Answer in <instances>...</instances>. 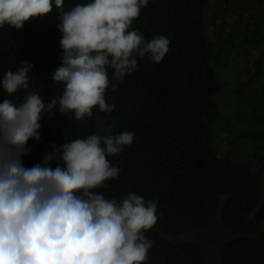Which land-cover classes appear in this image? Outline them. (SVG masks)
Here are the masks:
<instances>
[{"label":"trees","instance_id":"16d2710c","mask_svg":"<svg viewBox=\"0 0 264 264\" xmlns=\"http://www.w3.org/2000/svg\"><path fill=\"white\" fill-rule=\"evenodd\" d=\"M209 5V0H148L131 29L139 30L146 42L154 35L169 39L162 61L137 57V70L116 91L111 90L115 82L109 69L105 100L114 105L111 112L94 107L93 116L83 121L73 113L53 110L51 118L43 113L40 139H29L30 152L21 160L25 168L40 164L51 145L98 133L99 119L107 120L104 130L111 129L112 135L132 132L133 143L108 157L120 169L118 177L94 191L117 201L135 193L158 202V219L145 233L153 241L145 264H209L195 243L175 239L218 225L219 264H264V130L246 134L253 159L241 160L231 150L219 153L214 96L223 84L210 63L218 44L206 32ZM59 22L29 19L20 29L0 27V80L20 62L31 63L28 91L38 92L45 104L59 99L64 88L51 80L61 64ZM24 94L18 90L9 96L0 88V103L10 99L19 104ZM104 130L98 135H105ZM56 166L53 161L51 167Z\"/></svg>","mask_w":264,"mask_h":264},{"label":"clouds","instance_id":"9594fccd","mask_svg":"<svg viewBox=\"0 0 264 264\" xmlns=\"http://www.w3.org/2000/svg\"><path fill=\"white\" fill-rule=\"evenodd\" d=\"M64 0H0V27L20 29L29 19L47 16L55 6L62 33L61 64L51 80L63 84L59 99L45 104L28 91L33 65L20 62L0 80L17 104L0 103V264H145L153 241L145 236L156 223L158 202L128 193L106 199L95 189L118 177L108 157L133 143L134 134H91L51 145L40 164L22 165L29 139L39 140V121L53 110L83 121L93 108L111 112L105 93L138 68L137 57L162 61L169 39L154 35L147 42L131 29L148 0H88L62 11ZM131 29V30H130ZM56 161L57 166L51 167ZM63 164V167L60 164Z\"/></svg>","mask_w":264,"mask_h":264},{"label":"rangeland","instance_id":"374dc122","mask_svg":"<svg viewBox=\"0 0 264 264\" xmlns=\"http://www.w3.org/2000/svg\"><path fill=\"white\" fill-rule=\"evenodd\" d=\"M246 1L255 3V6L259 7L260 21L263 20L264 0ZM77 3L80 1L64 0L61 10H70ZM57 11L53 6L47 16L37 20L46 25H54L59 22ZM219 14L223 16L222 13ZM260 28L259 35L263 34V36L258 42L262 46H260L261 49H264V24ZM214 29L212 15L206 14L207 34L211 36ZM220 46L222 56L220 57V51L214 50L210 60L215 77L223 84L222 89L214 96L219 111V117L213 125L215 143L220 154L231 150L241 160L253 159V143L246 134L264 130V68L257 67L254 64L255 59L247 55V52H244L247 57L245 55L242 57L243 48L249 45L242 44L235 35L230 39L222 40ZM255 68H258L261 73L255 75V71L252 72ZM247 81L249 83L244 84ZM98 123L100 134L107 125V120L99 119ZM109 130H104L105 135L111 133V129ZM218 229L220 230L219 225L175 240L192 241L202 250L209 264H219L215 237V233H219Z\"/></svg>","mask_w":264,"mask_h":264},{"label":"crops","instance_id":"0c3cea01","mask_svg":"<svg viewBox=\"0 0 264 264\" xmlns=\"http://www.w3.org/2000/svg\"><path fill=\"white\" fill-rule=\"evenodd\" d=\"M209 1L210 5L206 14L212 15V22L215 29L211 33V36L207 35L218 44L214 50L220 51L221 57V41H224L225 38L230 39L235 35L242 44L249 45L243 48L242 57L245 55L244 52H247V55L255 59L254 64L257 67L264 68V49H261L262 46L258 42L263 36V34H259L261 33L260 26H263L264 19L260 21L259 7L255 6V3L246 0ZM219 13H222L223 16H220ZM257 61L261 63L257 65ZM254 71H259V74L261 73L258 68L252 70V72Z\"/></svg>","mask_w":264,"mask_h":264}]
</instances>
